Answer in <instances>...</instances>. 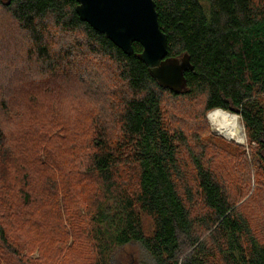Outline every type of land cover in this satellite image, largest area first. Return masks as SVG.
<instances>
[{"label": "trees", "instance_id": "1", "mask_svg": "<svg viewBox=\"0 0 264 264\" xmlns=\"http://www.w3.org/2000/svg\"><path fill=\"white\" fill-rule=\"evenodd\" d=\"M153 1L167 57L193 66L180 93L150 77L138 43L125 55L82 22L74 1L0 0V68L26 63L37 84L20 102L32 116L0 87V264H112L130 243L153 264H264V0ZM106 73L110 88H96ZM90 75L98 92L59 108L69 91L52 86L85 90ZM214 110L240 118L245 148L208 131ZM59 131L72 143L54 156Z\"/></svg>", "mask_w": 264, "mask_h": 264}, {"label": "water", "instance_id": "2", "mask_svg": "<svg viewBox=\"0 0 264 264\" xmlns=\"http://www.w3.org/2000/svg\"><path fill=\"white\" fill-rule=\"evenodd\" d=\"M74 1L78 18L105 36L125 55L133 44L142 51L138 59L161 88L174 93L186 90L184 74L192 71L189 58L167 57V38L161 31L153 0H69Z\"/></svg>", "mask_w": 264, "mask_h": 264}, {"label": "rangeland", "instance_id": "3", "mask_svg": "<svg viewBox=\"0 0 264 264\" xmlns=\"http://www.w3.org/2000/svg\"><path fill=\"white\" fill-rule=\"evenodd\" d=\"M0 20H1V18H0ZM6 36H7V38L18 40V36L17 35L15 36V34H13L11 36H9V35H6ZM2 39L4 41V40H6V37L3 36ZM3 41L0 43L1 45L4 44ZM16 47H17V44H16ZM9 51L11 54L6 52V57H7L8 61L14 59V51H15L14 44L10 45ZM4 67L5 66H2L0 68V87H2V85L3 86L7 85V87H9V89H10V100L12 101V104L14 106V113L32 116V112H34L33 109L27 108V107H24L21 109L20 102L24 98L25 89L27 87H31L33 90H36L37 84L33 85V83H31L36 78L26 80L25 77L28 75L27 72L29 70V67L26 63H24V64L19 63L18 65H16L13 68L12 72L7 73V74L5 71H3ZM83 68H81V70H83ZM5 70H7V69H5ZM93 72H96V71H93ZM76 74H79V73H76ZM107 76H108L107 73L105 75H100V74H99V76L96 75V81H95L97 83L96 88H98V84H103V86L110 88L111 80L108 79L109 77H107ZM90 79H91V75H90V77L88 76L86 79L87 85L85 86V90L79 89L80 84L76 81H74L72 83H70V82L58 83V82H56V84H59V85H53L52 88L49 90V93L53 94L52 90L59 88L61 90V94H63V90H64V88H66L69 92L65 93V95L60 96L61 100L59 102L60 103L59 108H63L66 111H69V110L75 108V107H73L74 104L72 103V101H73V98L75 96H78V91L86 92L89 95H93L92 92H94V93L98 92L97 89L92 87V84L94 83V81H89ZM90 88L92 90H90ZM38 93H39V100H41V101L46 100V102L49 100L48 90H46L44 87L42 88V90L40 92L38 91ZM7 95L9 96V92H7ZM101 102H102V98H101V100H99V107L101 108L100 114L104 115V113H101V112L104 109L106 110L108 105L104 104V106H103V102L102 103ZM85 103H86V101H83L81 103L76 104L75 106H79V109H78L79 111L83 108V112H86L85 111V109H86ZM100 103H101V105H100ZM171 106L172 107L169 110L170 117H171V121H172L173 125L176 126L175 125L176 122L178 120H181L184 113H185L184 105L182 103L177 102L176 104H173ZM100 108H99V110H100ZM22 110H23V113H22ZM106 111H109V109ZM35 112H36V115H38L41 113V110L39 108H35ZM207 115H208V113L205 116V120H206V123L208 125V131H210V133H212L216 136L222 137L223 139H225L229 142L230 141L229 139L218 134L212 128V126H211V124L207 118ZM43 117L46 120V117L45 116H43ZM38 118L41 119L42 117H38ZM237 118H238V122L240 123L239 125L241 128L243 141L238 142V141L232 140L231 142H234L235 144L243 146L245 148L246 142H245V137H244V129H243L240 118L238 116H237ZM76 119L77 118L75 115L70 114L69 112H63L64 123H62V124L68 128H71V129H79L80 123H78V125H77ZM81 119L82 118L79 119V122L81 121ZM84 121H85V116H84ZM18 123H19V121L15 124V126H16L15 129L17 128ZM50 139L47 140L48 142H50L49 145H52L54 148L59 149L58 152H55L54 156L57 154L64 155L66 148L69 147L72 143L71 139L69 137L65 136V131H59L57 136L53 139V141H49ZM60 150H63V151L61 152ZM245 151H246V149H245ZM75 220H73L72 223L78 224L79 227L82 228L81 223L83 221H79V219L77 221H75ZM75 230H78L77 226H76ZM69 245H70V241L66 244V247ZM111 259H112L111 260L112 264H153L151 259L149 258V256L143 250V248L136 243H130V244H127L125 246H122V247L116 249L113 252Z\"/></svg>", "mask_w": 264, "mask_h": 264}, {"label": "bare ground", "instance_id": "4", "mask_svg": "<svg viewBox=\"0 0 264 264\" xmlns=\"http://www.w3.org/2000/svg\"><path fill=\"white\" fill-rule=\"evenodd\" d=\"M212 128L229 140L243 141L240 123L235 115L221 110H214L207 115ZM237 142V143H238Z\"/></svg>", "mask_w": 264, "mask_h": 264}]
</instances>
